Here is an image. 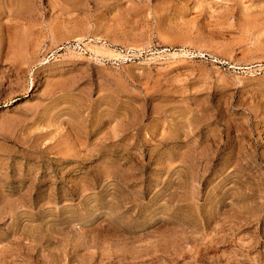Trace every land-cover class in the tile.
I'll use <instances>...</instances> for the list:
<instances>
[{"label":"rangeland","instance_id":"obj_1","mask_svg":"<svg viewBox=\"0 0 264 264\" xmlns=\"http://www.w3.org/2000/svg\"><path fill=\"white\" fill-rule=\"evenodd\" d=\"M0 264H264V0H0Z\"/></svg>","mask_w":264,"mask_h":264}]
</instances>
